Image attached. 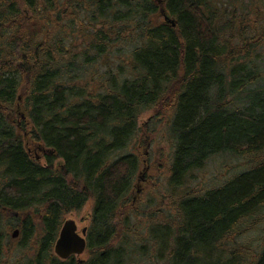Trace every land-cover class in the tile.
<instances>
[{
  "label": "trees",
  "instance_id": "trees-1",
  "mask_svg": "<svg viewBox=\"0 0 264 264\" xmlns=\"http://www.w3.org/2000/svg\"><path fill=\"white\" fill-rule=\"evenodd\" d=\"M262 54L264 0H0V264L9 214L28 264H264V243L239 239L264 212ZM161 105L167 186L134 210L141 159L127 151L141 116ZM25 123L53 151L45 165L25 148ZM227 153L249 169L186 190ZM89 201V258L61 261L62 219Z\"/></svg>",
  "mask_w": 264,
  "mask_h": 264
},
{
  "label": "rangeland",
  "instance_id": "rangeland-1",
  "mask_svg": "<svg viewBox=\"0 0 264 264\" xmlns=\"http://www.w3.org/2000/svg\"><path fill=\"white\" fill-rule=\"evenodd\" d=\"M161 2V0H159ZM251 3H260V0H246ZM162 21L167 22L163 16ZM172 20L174 18L170 17ZM262 61L260 66L264 70V54L261 55ZM103 70V69H102ZM101 70V71H102ZM116 71V69H115ZM21 101V97H20ZM23 114V117L20 115ZM169 116V106H160V108L153 109L144 113L139 121L140 134L133 141V145L127 152H132L139 156L141 159V170L134 181V188L131 192L132 207L136 209H145L151 206V203L157 201V199L163 194L164 188L167 186L165 181L166 169L170 162V156L172 154L171 144L169 142V134L167 129V119ZM14 125L17 128H24L22 123L25 121V114L18 104L16 114L13 118ZM27 130H22L24 145L32 152L33 158H38L39 162L45 165L48 162L47 153L43 154L42 151L37 149L38 143L33 142L29 138L28 130L30 127L28 123H25ZM51 157V156H49ZM59 162L55 161V165ZM249 162L247 159L241 156L233 154L217 155L209 160L207 165L202 171L196 173V180L189 182L185 187L197 190V195L205 193L206 191L214 188H219L225 185L226 182L233 179L235 176L246 172L249 169ZM198 171V170H195ZM140 177V178H139ZM199 193V194H198ZM154 205V204H153ZM93 203L89 201L88 204L80 212H72L65 215L62 219V224L68 219H72L77 223L78 231L90 225V215L92 213ZM14 214H9L6 220V227L4 231L7 235L5 256L3 259L4 264H28L29 257L32 255L30 250H24L20 247L22 234L18 235L16 239H13V235L16 231H19L18 227H11V224L17 223L11 218ZM262 220L263 223L254 226L253 223L257 220ZM36 228L38 233L41 230V220L36 219ZM248 228L244 229L240 236V241L246 245H250L257 251L263 247L264 243V212L256 215L252 220L247 223ZM62 227V225H61ZM54 254V246L52 248ZM89 254L85 253L81 256V259L87 260Z\"/></svg>",
  "mask_w": 264,
  "mask_h": 264
},
{
  "label": "water",
  "instance_id": "water-1",
  "mask_svg": "<svg viewBox=\"0 0 264 264\" xmlns=\"http://www.w3.org/2000/svg\"><path fill=\"white\" fill-rule=\"evenodd\" d=\"M164 19L169 23L172 27L176 26V22L172 20L165 10H161ZM20 99V98H19ZM23 119V114H20ZM39 151H44L42 146L38 147ZM50 155H53V151L49 150ZM140 178V177H139ZM17 215V214H16ZM20 234L19 231H16L13 235V239H16ZM87 229L84 228L81 231V234L78 233L77 223L68 219L64 222L61 232L59 234V238L56 242L54 251L56 256L61 260H68L71 257H80L87 250V241H86Z\"/></svg>",
  "mask_w": 264,
  "mask_h": 264
},
{
  "label": "flooded vegetation",
  "instance_id": "flooded-vegetation-1",
  "mask_svg": "<svg viewBox=\"0 0 264 264\" xmlns=\"http://www.w3.org/2000/svg\"><path fill=\"white\" fill-rule=\"evenodd\" d=\"M29 154L31 155V157H32V152H31V150L29 149ZM44 154H46L47 152H44V151H42ZM35 159H37L38 160V158H35Z\"/></svg>",
  "mask_w": 264,
  "mask_h": 264
},
{
  "label": "bare ground",
  "instance_id": "bare-ground-1",
  "mask_svg": "<svg viewBox=\"0 0 264 264\" xmlns=\"http://www.w3.org/2000/svg\"><path fill=\"white\" fill-rule=\"evenodd\" d=\"M19 232H21V230L19 229Z\"/></svg>",
  "mask_w": 264,
  "mask_h": 264
}]
</instances>
